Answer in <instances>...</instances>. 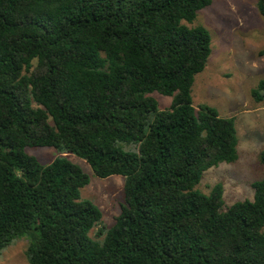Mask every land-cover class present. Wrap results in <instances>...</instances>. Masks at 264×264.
<instances>
[{
  "label": "trees",
  "instance_id": "1",
  "mask_svg": "<svg viewBox=\"0 0 264 264\" xmlns=\"http://www.w3.org/2000/svg\"><path fill=\"white\" fill-rule=\"evenodd\" d=\"M211 2L0 0V254L26 236L30 264H264V172L228 207L223 183L197 188L239 156L236 118L193 104L212 37L192 23ZM251 92L264 102V78ZM38 146L62 154L43 164ZM64 153L125 176L111 227Z\"/></svg>",
  "mask_w": 264,
  "mask_h": 264
},
{
  "label": "rangeland",
  "instance_id": "2",
  "mask_svg": "<svg viewBox=\"0 0 264 264\" xmlns=\"http://www.w3.org/2000/svg\"><path fill=\"white\" fill-rule=\"evenodd\" d=\"M193 25L202 24L212 37V51L203 71L199 72L192 87L193 104L206 103L218 109L221 116L236 118L238 158L206 170L197 188L209 193L221 182L224 201L228 207L237 200L252 199V183L260 178L264 167L259 153L264 147V102H256L252 89L264 78V15L257 0H212L199 10ZM161 109H167L172 97L158 91L152 93ZM41 163L49 164L62 151L56 147H28ZM70 160L89 174L90 182L81 189L84 198L95 202L103 212V223L111 227L125 203V176L105 178L94 174L90 164L73 153ZM97 228L91 231L96 236ZM26 236L15 239L0 254V264H30Z\"/></svg>",
  "mask_w": 264,
  "mask_h": 264
}]
</instances>
